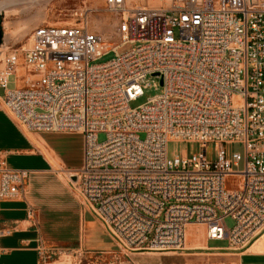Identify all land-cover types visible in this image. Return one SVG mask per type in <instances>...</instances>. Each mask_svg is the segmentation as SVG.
I'll use <instances>...</instances> for the list:
<instances>
[{"label": "built area", "instance_id": "obj_1", "mask_svg": "<svg viewBox=\"0 0 264 264\" xmlns=\"http://www.w3.org/2000/svg\"><path fill=\"white\" fill-rule=\"evenodd\" d=\"M104 1L119 43L86 17L35 29L28 49L0 60V109L28 134L82 137L80 167L59 172L118 251L184 250L189 226L246 248L264 232V0ZM152 86L159 94L130 108ZM170 142L198 152L169 156ZM29 175L0 152V203L24 198ZM14 230L0 220V237Z\"/></svg>", "mask_w": 264, "mask_h": 264}, {"label": "crops", "instance_id": "obj_2", "mask_svg": "<svg viewBox=\"0 0 264 264\" xmlns=\"http://www.w3.org/2000/svg\"><path fill=\"white\" fill-rule=\"evenodd\" d=\"M0 152L9 169L30 172L24 198L0 203L1 227L15 226L11 235L0 237V264H41L38 239L46 247L78 246L96 252L116 249L109 237V244L103 247L88 239L100 226L59 172L80 167L79 134H28L0 109ZM17 158L26 159V164L18 165ZM29 210L34 214L32 221L27 220ZM254 245L252 250L261 252ZM238 264H264V254L243 253Z\"/></svg>", "mask_w": 264, "mask_h": 264}, {"label": "rangeland", "instance_id": "obj_3", "mask_svg": "<svg viewBox=\"0 0 264 264\" xmlns=\"http://www.w3.org/2000/svg\"><path fill=\"white\" fill-rule=\"evenodd\" d=\"M6 0H0L1 3ZM25 1V3H24ZM40 5L30 3L28 0L21 1L16 8H0V29L3 33L2 43L0 44V60L13 50L21 48L28 49L31 46L30 36L32 32L42 26H66L79 24L87 19L89 30L97 32L107 37L111 43L118 44L119 40L115 34L117 18L108 11L104 0H45ZM28 2V3H27ZM130 8H151L160 9L169 6L168 0H126ZM21 6V7H20ZM25 10H21L24 9ZM29 10V11H28ZM84 12L80 17V12ZM123 50H120L122 52ZM114 57V54L105 56L101 63L107 62ZM16 85V81L11 80V86ZM158 87H150L144 91V95L129 104L130 108L136 109L159 94ZM0 93L2 91L0 90ZM143 140V134L139 135ZM104 134L97 136L98 143L104 142ZM215 147L209 145L206 153L208 160H211ZM168 155L172 156L177 152L187 151L189 154L198 152L197 145L168 143ZM228 152L243 153V146L231 144L227 146ZM15 163L25 165L26 159L17 158ZM242 167V165H241ZM67 182V178L62 175ZM237 186L236 180L229 178L225 182L227 190H233ZM228 228L234 222L230 219L225 221ZM195 230L188 232L191 237L187 238L184 250H144L134 253H123L114 248L112 252L89 251L86 248L74 246L72 248L47 247L46 253L42 254L41 264H238L241 254H264V239L259 242L256 252L252 250L253 243H256L264 236V232L254 239L246 248L240 251L229 250L227 241H209L206 244L205 230L202 226H192ZM193 233V235H192ZM88 239L95 246L103 247L109 244L107 234L96 227L94 234H88ZM95 242L99 243L96 245ZM93 249H97L93 248Z\"/></svg>", "mask_w": 264, "mask_h": 264}, {"label": "bare ground", "instance_id": "obj_4", "mask_svg": "<svg viewBox=\"0 0 264 264\" xmlns=\"http://www.w3.org/2000/svg\"><path fill=\"white\" fill-rule=\"evenodd\" d=\"M21 1L23 0H6L5 2L1 3V6L0 8L1 9H7V8H16L18 7L20 4H21ZM30 3H28L29 6L33 5V4H36V5H40V4H43L45 3L46 1L45 0H28ZM25 3V1H24ZM21 7V6H20ZM22 11L25 10V7L24 9H21ZM29 11V10H28ZM195 229L192 227V226H189V229L187 230L186 232V242H187V238L188 237H191V234L188 235V232H193ZM193 235V233H192ZM264 239V236L262 238H260L254 245V249H256L257 245L259 244V242H261V240ZM254 244V243H253Z\"/></svg>", "mask_w": 264, "mask_h": 264}, {"label": "water", "instance_id": "obj_5", "mask_svg": "<svg viewBox=\"0 0 264 264\" xmlns=\"http://www.w3.org/2000/svg\"><path fill=\"white\" fill-rule=\"evenodd\" d=\"M2 43V31L0 30V44Z\"/></svg>", "mask_w": 264, "mask_h": 264}, {"label": "flooded vegetation", "instance_id": "obj_6", "mask_svg": "<svg viewBox=\"0 0 264 264\" xmlns=\"http://www.w3.org/2000/svg\"><path fill=\"white\" fill-rule=\"evenodd\" d=\"M1 30V29H0ZM2 38H3V33H2Z\"/></svg>", "mask_w": 264, "mask_h": 264}]
</instances>
